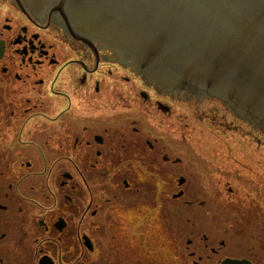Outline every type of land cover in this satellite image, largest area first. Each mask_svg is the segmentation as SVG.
Wrapping results in <instances>:
<instances>
[{
  "label": "flooded vegetation",
  "instance_id": "af4514ba",
  "mask_svg": "<svg viewBox=\"0 0 264 264\" xmlns=\"http://www.w3.org/2000/svg\"><path fill=\"white\" fill-rule=\"evenodd\" d=\"M94 26L92 21L81 18L78 8L61 10L58 0H0V264H85L76 253L81 247L93 251L88 233L95 225L88 224V233L81 232V228L86 217L93 219L99 207L91 195L84 201L79 195L61 194L62 189L74 193L78 185V172L68 174L61 168L76 169L82 161L92 169H106L115 160L124 164L122 152H136L137 156V121L130 123L133 134L121 131L122 124L115 122V135L108 133L109 126L93 133L92 126L81 123H93L95 106L104 109L124 104L128 107L131 102L137 105V101H131L137 100V94L157 116H172L171 101L185 99L180 96L181 91L186 93L187 85L180 83L175 94L160 90L156 83L147 81V74L137 70L135 57L115 48L109 33L97 37ZM120 70H127L132 77L123 76ZM140 84L146 91H141ZM36 160H40L45 172H29ZM41 175L46 176L48 185L56 183V195L50 191L47 197L37 195L31 199L27 194L30 177ZM100 178H114L118 184L121 181L124 192L133 181H129L132 173L127 171L100 173ZM134 180L137 192V178ZM77 196L84 203L83 210L78 209ZM133 201L132 209L125 210L128 219L137 215V196ZM63 207H70L79 216L71 219L73 225L66 213H59ZM31 223L43 231L41 239L30 241ZM212 234L197 236L211 254L204 257L205 261L218 257L216 264L225 259L253 264L233 254L225 240L227 235L220 238ZM119 243L115 239L113 247ZM192 245L193 241L187 239L186 248ZM220 250L221 254L226 250L223 257ZM189 257L193 258L194 253ZM175 259L181 263L180 257ZM197 260L192 263L200 264L203 259Z\"/></svg>",
  "mask_w": 264,
  "mask_h": 264
},
{
  "label": "rangeland",
  "instance_id": "374dc122",
  "mask_svg": "<svg viewBox=\"0 0 264 264\" xmlns=\"http://www.w3.org/2000/svg\"><path fill=\"white\" fill-rule=\"evenodd\" d=\"M119 72L132 77L127 70ZM140 88L146 91L143 84ZM131 101H137V105L131 102L128 107L124 104L104 109L95 106L93 123L80 121L78 125L89 124L93 133L109 126L108 133L115 135L117 132L112 130L119 122L121 131L133 134L130 123L137 121V156L136 152H122L124 164L115 160L111 167L109 160L106 169H92L82 161L76 169L61 168V172L68 174L72 170L78 172L74 193L62 189L61 194L79 195L84 201L91 195L94 205L99 207L93 219L86 217L81 228V232L88 233V224L94 223L88 233L93 251L81 247L77 256L85 264H177V259L173 260L177 256L182 259L180 264H193L198 257L203 259L200 264H216L218 257L204 260L211 254L197 238L213 232V236L220 238L227 235L225 240L234 255L244 256L253 264H264V233H260L264 232V142L253 138V132L226 125L206 110L185 107L180 98L169 104L174 109L172 116H157L138 94L137 100ZM39 162L34 161L29 172H45ZM110 171L132 173L129 190L124 192L122 182L118 184L112 177L100 178V173L109 175ZM53 182L48 185L45 175L31 176L27 194L31 199L37 195L47 197L50 191L56 195L58 189ZM79 196L78 209L83 210ZM134 196L137 215L128 219L125 210L132 209ZM61 212L66 213L71 225L73 217L79 219L70 207L60 208ZM30 229V241L43 237L36 225L31 223ZM115 239L121 243L114 248ZM187 239L193 241L189 248L185 246ZM191 252L194 257L188 258ZM222 254L220 250L223 257ZM238 261L251 264L248 260Z\"/></svg>",
  "mask_w": 264,
  "mask_h": 264
},
{
  "label": "water",
  "instance_id": "95a60500",
  "mask_svg": "<svg viewBox=\"0 0 264 264\" xmlns=\"http://www.w3.org/2000/svg\"><path fill=\"white\" fill-rule=\"evenodd\" d=\"M58 5L78 8L84 21L94 23L97 37L109 33L115 48L137 59L147 81L173 94L180 83L187 85L180 96L185 107L206 110L264 142V0H58Z\"/></svg>",
  "mask_w": 264,
  "mask_h": 264
},
{
  "label": "bare ground",
  "instance_id": "6f19581e",
  "mask_svg": "<svg viewBox=\"0 0 264 264\" xmlns=\"http://www.w3.org/2000/svg\"><path fill=\"white\" fill-rule=\"evenodd\" d=\"M233 132H234V131H233ZM211 151L216 152L217 150H215V151H214V150H211ZM214 155H215V154H214ZM215 156H216V155H215Z\"/></svg>",
  "mask_w": 264,
  "mask_h": 264
}]
</instances>
